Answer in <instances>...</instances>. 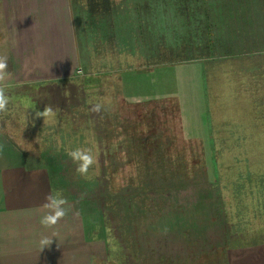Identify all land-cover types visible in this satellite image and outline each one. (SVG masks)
<instances>
[{
    "label": "rangeland",
    "instance_id": "obj_1",
    "mask_svg": "<svg viewBox=\"0 0 264 264\" xmlns=\"http://www.w3.org/2000/svg\"><path fill=\"white\" fill-rule=\"evenodd\" d=\"M72 15L80 67L19 82L0 11V132L76 205L102 264H230L264 245V145L247 144L235 82L238 55L264 57V0H72ZM201 59L209 146L151 84L164 62Z\"/></svg>",
    "mask_w": 264,
    "mask_h": 264
},
{
    "label": "crops",
    "instance_id": "obj_2",
    "mask_svg": "<svg viewBox=\"0 0 264 264\" xmlns=\"http://www.w3.org/2000/svg\"><path fill=\"white\" fill-rule=\"evenodd\" d=\"M0 11L11 28L9 75L15 81L61 80L80 67L72 0H0ZM208 74L206 59L164 62L151 82L156 99L179 103L185 137L204 146L213 139ZM235 82L238 122L243 128V123H252L247 144L264 145V57L238 55ZM246 98L249 112L243 106ZM57 202H62L64 215L42 222L53 215ZM104 252V243L88 238L76 205L58 199L48 169L0 132V264H102ZM229 257L230 264H264V245L236 250Z\"/></svg>",
    "mask_w": 264,
    "mask_h": 264
},
{
    "label": "clouds",
    "instance_id": "obj_3",
    "mask_svg": "<svg viewBox=\"0 0 264 264\" xmlns=\"http://www.w3.org/2000/svg\"><path fill=\"white\" fill-rule=\"evenodd\" d=\"M3 67H4L3 63H0V68ZM80 159H82L85 162V166L91 162V157L88 155L81 156ZM59 203L62 202H57L56 204L53 205V215L44 217L42 222H47V221L54 222L56 218L64 215V209L59 207Z\"/></svg>",
    "mask_w": 264,
    "mask_h": 264
},
{
    "label": "built area",
    "instance_id": "obj_4",
    "mask_svg": "<svg viewBox=\"0 0 264 264\" xmlns=\"http://www.w3.org/2000/svg\"><path fill=\"white\" fill-rule=\"evenodd\" d=\"M81 72V70H78L77 73L79 74Z\"/></svg>",
    "mask_w": 264,
    "mask_h": 264
}]
</instances>
